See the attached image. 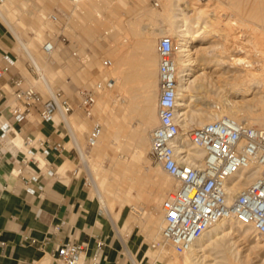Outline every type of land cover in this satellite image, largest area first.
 <instances>
[{
    "label": "rangeland",
    "instance_id": "rangeland-1",
    "mask_svg": "<svg viewBox=\"0 0 264 264\" xmlns=\"http://www.w3.org/2000/svg\"><path fill=\"white\" fill-rule=\"evenodd\" d=\"M166 1L168 0H124V1L123 0H76V1H73V0H0V7L2 8V11L6 14L7 18L9 19V23L11 24L10 26L0 15V31L3 32L5 26L6 27L8 26L10 28V32L8 31V34H9L8 36L10 37V40L13 42V46L19 55L18 63L22 65V67L28 68V71L26 70L27 83L30 85H34L36 89H38L39 91L43 93L45 98L48 96L50 90L45 85L43 78L40 77L41 74H46L47 76L46 79L49 82L50 86L52 84L53 53L45 52L43 49V45L48 39L52 40L56 46L55 51H54V56L57 61L58 60V57H57L58 50H62L63 47L65 46L66 41L64 40V38H68V37L72 39L76 38L75 30H74L75 28L79 34L78 38L81 36V34L85 33L86 35L96 40L104 39L107 41L108 53H106L105 57L106 59L109 58L113 61L112 65L105 67V70L107 71V75L109 77L116 78L117 65L118 66L121 65L119 66L120 75L123 72L124 80L123 82L120 81L118 83L119 84L118 92H117L116 83H114L113 86L111 87H106L103 89V93L105 95V99H104L105 103L102 108V115L100 119L92 120L90 124L85 125V127H82L84 126L82 125L80 127L76 126L77 129L75 128L76 136L79 138L81 146L84 147L86 150H89L86 148V138H87L86 136L89 134L91 128L93 127V124L95 122H98L102 124V127H103L102 134L105 133L107 129H109L108 126L111 127L112 125L114 127V128L113 127L111 128L114 129L113 132L116 136L115 135L112 136L114 141L110 144V147L112 148L111 151L114 150L112 153L113 155H115L117 160L118 159L121 160L122 158H123L122 160H124L125 158V155H124L125 153L116 150V145H117L116 143H118L119 140L123 141L125 138H127L125 140H128L129 142L128 141L127 142L129 144L125 143L126 144L125 148L127 152L131 151L132 153L133 145L131 142L132 141L131 133L135 132L138 129L137 127L143 126L141 124L144 119L143 118L144 117L143 115L144 107L143 106L148 104L144 98V94L147 90H150L151 94L153 95L157 94L154 105H153L155 107L154 111L157 117H155L152 123L148 125L147 134L149 135L150 130L158 124L157 101H158V95H159V80H158L157 73H158L159 59L158 57L153 59V55L157 54L158 38L165 34L170 35V33L167 32L169 29V25L167 23L165 16L163 15V7ZM207 1L208 0H205L204 2H207ZM211 2H212L211 7H213V9L217 8L218 11L219 10L221 11L218 14L220 16V17L218 16L219 18L218 20H220L221 22L213 23L214 25L213 27L216 26L215 28L217 30H220L224 33L226 31L227 35L229 33L230 34L228 36L223 33L221 35L211 34L208 37L209 39L206 42L197 44V49H199V52H198L199 56H202L203 54H212L213 51L218 52V50L220 49L219 46H221V42L225 41V39H226L225 42H227L226 44L230 45V46L228 45L229 47L228 46L227 47L229 49L234 48L236 44L235 41H233L234 38L236 37V35H238V33L239 34L242 33L240 34L242 35V39L244 41L246 40L244 43V46H246L245 47L246 50L248 49L247 52L243 54L244 55L248 54L249 57L251 58L253 57L255 60H259V63L261 64V66L260 67L258 66V67L260 70L264 72V0H211ZM156 3H158V5H156ZM58 11L63 12L64 14L66 12L70 14V16H68L69 17L68 20L64 19L65 21H67V23L65 24V28H58L48 17L51 13L58 12ZM223 12H225V14ZM221 14H223V16L225 15V17H223ZM226 14L227 16L228 15L229 16L227 17ZM215 16L216 14L213 13L212 17H215ZM230 16L231 18L234 17L233 19L238 20L237 25L236 24L231 25V23H229L231 22ZM63 17H65V15ZM228 25L229 27L233 28L232 29L233 32L231 31V29H229ZM227 29L229 32L227 31ZM38 32L40 35L36 34ZM15 33L24 41L31 42L32 52L35 55V57L37 56L39 64L43 68L41 71L37 67V65L33 62L27 50L24 49V47H22ZM225 36H227L228 39L225 38ZM147 38L148 40H150V44H151V47L153 46V49L151 48L150 53L145 55V51H144L145 49H144V46H142V44L144 43L143 41L147 40ZM230 39L231 40L233 39V40L231 41ZM216 42L219 43V46H217L218 44ZM133 49L134 51H137V54H138L137 58L134 60L131 57V55L128 56L127 54V52L131 54ZM121 50H124L125 52L124 58L122 59L121 57L119 58V60H117L116 54L117 52L119 53V51ZM145 58H148L150 60L147 62L149 65L148 71H146L145 68H144L145 70L143 69ZM227 58L229 60L231 57L227 56L226 60ZM133 64L139 69L138 79L135 82H133L132 80L128 81L126 79V72L127 70L133 68ZM214 67L215 66H208V67H205L204 69L201 68V69L194 71L192 76H194L197 73H200L203 70L205 71L208 70L207 74L209 76V83H207L208 85L206 84L208 88L207 87L205 88V86L194 88V92H193L194 95H192L191 99H189L192 105L191 108H194V106L195 107L204 106L206 109H213V105L215 102H220V104L222 103L221 105H223L225 101L224 94L228 93L230 98L235 99V100L238 99V101H241V100L244 101V103L246 104V107L249 108L251 111L252 110L253 112L256 111L255 113L261 112V109H263V106H264V101H261L259 97L264 94V83L263 82L259 86H256L257 88L252 87L248 91V93L245 95L238 94L239 91L229 92L228 91L229 89H227L228 88L227 83H232V84L237 83L239 78L237 77L238 79H236V76H238L240 72L241 73L242 71L244 72V70L239 71L238 73V71H235V69L231 70L232 71L231 72V71H224L223 68L218 69ZM153 74L155 77H153ZM222 76L224 77V79ZM213 80H214V83H213ZM220 85H223V86H220ZM223 88H226V89H223ZM117 93H118V96H117ZM198 96L200 98H196ZM222 96L224 97L222 98ZM125 97L127 99L126 101L128 102L124 101L122 103L121 99L122 98L125 99ZM122 114H124L123 115L124 117L121 116ZM241 120H245L250 124L261 126L257 121H250L245 118ZM110 122H112V124ZM109 123L111 125H109ZM115 124H116V127L117 125H119V127H117L118 129L115 128ZM116 131L118 132L120 131L119 133L121 134V136L117 135L118 132ZM125 131L126 132L128 131V132L126 133ZM126 134H128V136H126ZM148 152H149V149H148ZM88 153H90L93 156L94 164L96 163L95 165L97 166L99 165L98 166L99 168L96 166L97 172H99V174H97L98 176L99 175L103 176V174L107 172L108 174L105 173V175L109 176V179H108L109 181L113 182L115 185L121 188L125 186L123 190L124 191L127 190L125 193H127L128 195L125 196L124 200H121V199L119 200V198H115L112 196L109 200V203L111 205L114 204L113 214L114 213L118 214L119 212L120 219L118 221H115L114 219L110 218L113 223L114 228L115 229L118 228V230L120 229L119 230L120 232L117 229L116 231L120 234L122 238L123 237L127 238V233L131 232L133 228H135V232L139 234V236L145 241V244H148V247H149L148 254L151 257L150 264H154L155 262H157L158 264H164L163 260L159 258H161V256L165 254H168L172 250H168L170 248L163 244L160 234L158 236L159 227H157L156 230L152 231L148 225L143 226L140 223L141 221H146L149 214L153 213L156 215V217H159L158 218L159 222L161 225H163V216H162L163 211H161L162 207L161 205H159V204H162V202L160 201L157 205V203L149 201V199H151L149 198V196L150 197L152 196V198L155 197L153 193L155 192L157 188L156 186L157 182L161 181L160 179H162V176L160 174H159L160 176L156 175L155 172L153 175H151L153 173L151 172L150 176L152 178H150V183L148 187H145L146 189L149 188L147 189L148 191H151L150 195L141 196V192H140V188L142 186L141 180H139L140 182L136 180L135 186H132V188H130L131 187L130 179L129 180L125 179L123 181L118 174H116L114 171H110V167H111L110 157H108L104 153L99 154L96 148H93ZM96 153H98L99 156ZM148 162L147 163L144 162V164H141V171L144 172L142 174H146V172L149 170V168H147V165L150 164L152 166H155L154 162L151 159L148 160ZM100 165H103L104 167ZM114 167L115 166H113V168ZM102 168L103 170H101ZM69 169L77 170L76 174L84 179V181L86 182L91 192V195L99 200L93 188L90 173L87 170L84 160L81 155L77 154L76 160L70 163ZM110 178H112L113 180ZM122 181L124 183L125 182L127 183L124 184ZM175 181L176 180L173 179L171 182L174 189H175V186H177V183H176L177 181L176 182ZM130 192L131 194L129 195ZM164 198H166V195L162 199L164 200ZM139 206L144 207L146 212L143 211ZM129 218H131V220ZM235 223L237 224L239 222H235ZM241 225H244V224H241ZM251 231L253 233L250 238H243L242 233L237 232V231L233 232L231 234L230 241H237L235 244L237 245V249L240 250V259L242 261V264H264V261H263L264 244L263 245L260 244L257 247H252L251 241H253V239L257 237L258 235H257V232H254L253 230ZM125 238L123 239L125 240ZM227 241L222 240L221 243L228 244L229 241L228 242ZM262 241L264 242V240ZM152 244H155L156 247H153ZM213 251L214 249L211 250V252ZM211 252L210 251L207 252L209 253L210 257L209 256L206 257L205 259L206 262H210V261L212 262L210 258H211V255H214V254H210ZM181 255L183 254L179 255L180 259L183 257V256L181 257Z\"/></svg>",
    "mask_w": 264,
    "mask_h": 264
},
{
    "label": "crops",
    "instance_id": "crops-1",
    "mask_svg": "<svg viewBox=\"0 0 264 264\" xmlns=\"http://www.w3.org/2000/svg\"><path fill=\"white\" fill-rule=\"evenodd\" d=\"M68 16L66 12L64 19ZM74 30L76 38H64L57 61L55 49L52 51L51 90L72 100L75 108L68 120L60 114L42 119L41 102L24 105L16 101L14 91L19 85H30L28 68L18 63L19 55L8 36L10 28L0 31V68H5L0 76V264H55L61 245L87 242L91 255L99 240L104 242L101 264H135L132 255L142 264H150L148 244L135 228L124 240L84 179L76 175V169L68 168L82 150L75 126L100 119L105 103L103 91L97 93L93 113L88 116L80 106L79 90L111 79L118 92V83L124 80L118 65L116 78L107 75V41L85 33L78 38ZM127 54L133 60L138 56L134 49ZM124 55V50L117 52V60ZM156 57L158 54L153 55ZM138 73L133 64L126 79L135 82ZM17 104L20 111L15 113Z\"/></svg>",
    "mask_w": 264,
    "mask_h": 264
},
{
    "label": "built area",
    "instance_id": "built-area-1",
    "mask_svg": "<svg viewBox=\"0 0 264 264\" xmlns=\"http://www.w3.org/2000/svg\"><path fill=\"white\" fill-rule=\"evenodd\" d=\"M64 15L58 11L48 17L59 28H65ZM55 47L48 39L43 49L52 53ZM175 50L172 36L165 34L158 38V124L150 130L148 154L154 163H159L178 181L161 204L162 242L182 254L213 224L223 219L252 225L255 232L264 238V127L228 114L217 115L189 130L188 141L205 151L202 163H192L188 147L178 140L181 126L176 120L178 81ZM112 63L109 58L104 61L107 66ZM4 70L0 68V76ZM113 84V80L107 79L97 82L92 89L79 90L80 106L88 116L93 113L97 93ZM14 96L24 105L41 102L39 113L42 119L60 114L63 120H68L75 108L72 100L62 92L51 90L45 98L34 85H19ZM213 107L220 110L222 105L217 102ZM19 111L17 104L13 112ZM102 131V124L96 122L87 135V149L97 144ZM247 177L251 179L241 190L231 191L234 184ZM87 244L69 241L61 245L54 258L55 264H101L104 242L99 240L91 255H88Z\"/></svg>",
    "mask_w": 264,
    "mask_h": 264
},
{
    "label": "bare ground",
    "instance_id": "bare-ground-1",
    "mask_svg": "<svg viewBox=\"0 0 264 264\" xmlns=\"http://www.w3.org/2000/svg\"><path fill=\"white\" fill-rule=\"evenodd\" d=\"M204 1L203 0H168V1H166V3L164 4V7H163V15L165 16L167 23L169 25V29L167 32H169L170 35L173 36V38L175 40V45H176V50H175V55H174V61H175L176 69H177L176 75H177V81H178V105H177L176 120L178 121V123L181 126L180 133L178 135V140L181 141L184 145H186L188 147L189 159L192 163H202L203 159H204V154H205V151L202 148H200L196 145H193L191 142L188 141V132L194 126L202 125L205 122L212 120L217 115L228 114V115H231V116L238 118L240 120L245 118V119L250 120V121H257L261 126L264 127V106H263V109H261V112L255 113L256 111L253 112V110L251 111L249 108L246 107V104L244 103V101H242V100L238 101V99H236V100L232 99V98H230L228 93L224 94L225 95V101L222 105L223 107L220 110H215L214 107H213V109H206L204 106L203 107L197 106L196 102H195L196 103L195 105L197 107L194 106V108H191L192 105H191V101L189 99H191L192 95H194L193 94L194 88H198V87H202V86H205V88L206 87L208 88V86H206V84L209 83V76L207 74L208 70L207 71L203 70L200 73H197L194 76H192L194 71H196L198 69H201V68L204 69L205 67H208V66H215L214 68H218V69L223 68L224 71H231V70L235 69V71H238V73H239V71L244 70V72L243 71H242V73L240 72L238 76L235 75L236 79L239 78L237 83H235V84L227 83L228 88L226 87L227 89H229L228 90L229 92H238L239 91L238 94H241V95L247 94L248 91L252 87L259 86L262 82L264 83V72L259 69V67L261 66V64L259 63V60H255L253 57L252 58L249 57L248 54L247 55L243 54V53H246L248 49L246 50V48H245L246 46H244V43L246 40L244 41L242 39V35H240L242 33H240V34L238 33V35L235 34L236 35L235 38L232 37V38H234V40L233 39L232 40L235 41L236 44H235L234 48L229 49L228 47L230 45L228 44L229 45L228 46L226 44L227 42H225L226 41L225 38H227V36L230 33L227 35L226 31L224 33L220 30H217L215 28L216 26L213 27L214 26L213 23L221 22L220 20H218L219 19L218 14L221 11L220 10L218 11L217 8L213 9V7H211V5H212L211 0H208L207 2H204ZM213 13L216 14L215 17H212ZM223 13L225 14V12H223ZM0 15L11 26V24L9 23V19L7 18L6 14L2 11L1 7H0ZM221 15L223 16V14H221ZM226 16H227V14H226ZM223 17H225V15ZM41 18H43V17H41ZM230 18H231V16H230ZM233 18L234 17L231 18V22H229V23H231V25L232 24L237 25L238 20H235ZM225 21H226V19H225ZM242 25H244V24H242ZM228 27H229V25H228ZM229 29H231V31H232L233 28L229 27ZM227 31H228V29H227ZM165 33H166V31H165ZM222 33L226 34L227 36H225V38H224L225 41H223V42L220 41L221 46H219V43H217L218 41L216 42L218 44V45L217 44L216 45L220 47V49L217 47L219 49L218 52L213 51L214 53L212 52V54H203L202 56H199V54H198L199 49H197V44H201V43L206 42L209 39L208 37L211 34L212 35L213 34L214 35H221ZM36 34H39V32ZM16 36H17V39L19 40L20 44L22 45V47H24V49L27 50V52L31 56L33 62L37 65V67L41 71L43 68L40 66L39 61L37 59V56L35 57V55L32 52L31 42L24 41L17 34H16ZM41 36H43V35H41ZM222 37H223V35H222ZM143 42L144 43L142 44V46H144L145 55H147L150 53L151 48L153 49V46L151 47L150 40H148V38H147V40H145ZM33 51H35V50H33ZM227 56H230L231 58L229 60L227 58V60H226ZM147 59L148 58H145L144 67H143V69L145 68L146 71H148V69H149V67H148L149 65L147 62L150 61L149 59L148 60ZM119 66H121V65H119ZM45 76H46V74H41L40 77L43 78L45 85L48 87V89L51 92V86L46 79L47 76L46 77ZM223 79H224V77H223ZM213 83H214V80H213ZM220 86H223V85H220ZM260 87H262V86H260ZM226 88H223V89H226ZM219 94H217V95H219ZM156 96H157V94L156 95L151 94L150 90H147L144 94V98L148 104L143 106L144 107L143 108V112H144L143 118L144 119H143V122L141 121L142 122L141 124L143 126L137 127L138 129L135 132L131 133V138H132L131 142L133 145L132 153H131V151L127 152V150L125 148V145H126L125 143L129 144L128 143L129 141L125 140L127 138L124 139L125 141L119 140V142L116 143L117 144L116 150L125 153L124 154L125 155L124 160H122L123 158L121 159L122 161L119 159L117 160L115 155H113V153H112L114 150L111 151L112 148L110 147V144L114 141L112 136L115 135L113 132L114 127L111 125L112 122H110L111 124L109 123V125H111V127H113V128L108 126L109 129H107L105 133L101 134V136H100V138H99V140L95 146H93L89 150H86L84 147H81L82 150H80V152H81L80 155L82 156L84 163H85V166L90 173V177L92 180V184H93V188L95 190L96 196H98V198L101 202V206L104 208V210L108 214V216L111 219H114L115 221H118L120 219L119 212H118V214H115V213L113 214V212H114L113 205L114 204L111 205L109 203V200H110L111 196L115 197V198H119V200L120 199L124 200L125 196L128 195L127 193H125L127 190L126 189H125L126 191L123 190V188L125 186L123 188H121V187H118L117 185H115L113 182L109 181L108 180L109 176L105 175V173H107V172H105L103 174V176H100V175L98 176L97 174H99V172H97V168H96L97 165H95L96 163L94 164L93 156L90 154L91 152L90 153H88V152L90 150H92L93 148H96L98 150L99 154L104 153L105 155L110 157L111 158L110 171H114L116 174H118L123 181L125 179H128V180L130 179L131 180V183L129 182L131 184L130 188H132V186H135L136 180H138V181L141 180L142 186H141V188L139 187L140 192H141V196H144V195L149 196L150 195L151 191H148L147 189H149V188L146 189L145 187H148V185L150 183V178H152L150 176L151 172H153L151 175H153L154 172L156 173V175L160 174L162 176V179H160L161 181L157 182V185H156L157 188H156L155 192L153 193V195H155V197L152 198V196L151 197L149 196V198H151V199H149V201L157 203V205L160 201L162 202V200H163L162 198L165 195L167 196L168 193L174 189L171 182L175 178H173L167 172H165L159 163H154L155 166H152L150 164L147 165V168H149V170L146 172V174H142L144 172L141 171V164H144V162L147 163L148 160H150L149 154H148V149L150 148V138H149V135L147 134V127L149 124L152 123L154 118L157 117L156 113L154 111L155 107L153 106L155 99H156ZM223 97L224 96H222V98ZM196 98H200V97L198 96ZM218 98H219V96H218ZM259 98L261 101H264V94L262 96H260ZM126 100L127 99L125 97L124 101L128 102ZM194 100H195V98H194ZM245 102H246V100H245ZM215 103H217V102H215ZM218 103H220V102H218ZM129 104H130V102H129ZM122 109H124V108H122ZM123 115L124 114H122L121 116L124 117ZM71 118H73V117H71ZM112 119H114V118H112ZM111 120H109V121H111ZM115 122H116V120H115ZM257 122H255V123H257ZM82 125H84V124H82ZM76 126H75V128L77 129L78 126L77 127ZM82 127H85V125ZM108 127H106V128H108ZM117 127H119V125H117ZM117 127L115 124V128H117ZM116 132H118V131H116ZM119 132L117 133V135L121 136V134ZM121 133H123V132H121ZM115 136H114V138H115ZM126 136H128V134H126ZM98 153H96V154L98 155ZM94 157H96V156H94ZM112 165L115 167L113 168ZM100 166H103V165H100ZM64 168L65 169L67 168L66 165L63 166V170H64ZM101 170H103V168ZM110 179H112V178H110ZM250 179H251V177H247L245 180L238 181L231 188V191L235 192V191L241 190L250 181ZM128 180H126V181H128ZM175 180L177 181V179H175ZM152 182H154V181H152ZM125 183H127V182H125ZM176 183L178 184V181ZM121 184H119V185H121ZM127 188H128V186H127ZM130 194H131V192L129 193V195ZM151 195H152V193H151ZM128 202H129V200H128ZM159 205H161V204H159ZM139 207L143 211H145L144 207H142V206H139ZM160 209H161V207H160ZM161 211H162V209H161ZM159 213H160V211H159ZM158 218L159 217H156L155 214L150 213L149 216L147 217V220L141 221L140 223L143 226L148 225L152 231L156 230L157 227H159L158 236L160 234V237H162L161 236V229H162L163 225L160 224ZM129 219L131 220V218H129ZM239 223L236 224L234 221L225 220V219L220 220V221L216 222L215 224H213L207 231H205L203 233V235H201L193 243V245L190 249L183 252L182 253L183 255H181V257L182 256L183 257L181 259L179 257L180 254H178L177 252H175L172 249H168V250H172L171 251L172 253L169 252L168 254L161 256V258H159V256H158V258L163 260L164 264H219V263L220 264H242V261L240 259V250L237 249V245L235 244L237 241H230L231 240V234L233 232L237 231V232L242 233L243 238H250L252 233H253L251 230H253L255 232V229L253 228L252 225H249V224L241 225L242 223L241 224H239ZM125 228H126V226H125ZM116 229L118 230V228H116ZM260 237L261 236L258 235L257 237H255L253 239V241H251L252 247H257L260 244H262V245L264 244V242L262 241V240H264V238H262V237L260 238ZM221 239L225 240V241L228 240L230 242V244L228 241H227L228 244L221 243V241H222ZM162 248H163V246H162ZM213 249H214V251L211 252V250H213ZM208 251L211 252L210 254H214V255H211V258H210L212 260V262L211 261L210 262L205 261L206 257L209 256V253H207ZM163 253H164V251H163ZM159 254H157V255H159ZM132 256H133L135 264H142L141 260H139L137 257H135L136 255L135 256L132 255ZM263 261H264V259H263ZM154 264H158V263L155 262Z\"/></svg>",
    "mask_w": 264,
    "mask_h": 264
}]
</instances>
